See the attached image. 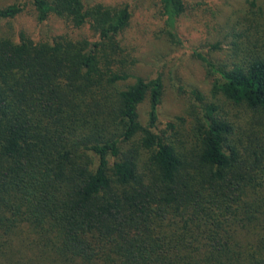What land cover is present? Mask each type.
Wrapping results in <instances>:
<instances>
[{
  "label": "trees",
  "instance_id": "obj_1",
  "mask_svg": "<svg viewBox=\"0 0 264 264\" xmlns=\"http://www.w3.org/2000/svg\"><path fill=\"white\" fill-rule=\"evenodd\" d=\"M152 2L184 46L185 0ZM148 3L30 0L37 22L89 38L0 35V264H264V11L245 0L227 59L207 53L218 41L190 47L209 99L191 88L187 119L162 121L161 76L134 75L124 42ZM219 99L250 113L246 130Z\"/></svg>",
  "mask_w": 264,
  "mask_h": 264
},
{
  "label": "rangeland",
  "instance_id": "obj_2",
  "mask_svg": "<svg viewBox=\"0 0 264 264\" xmlns=\"http://www.w3.org/2000/svg\"><path fill=\"white\" fill-rule=\"evenodd\" d=\"M21 1L22 10L12 17H0V35L11 36L22 32L33 40H49L54 36L68 34L71 37H88L86 28L72 29L62 19L49 15L41 22L36 21L35 11L30 0H0V7ZM98 0H85L91 3ZM114 4L121 1L103 0ZM147 6L137 5V13L132 17L124 42L128 44L135 59L132 67L134 75L151 77L160 74L163 93L159 104L160 120L180 116L187 119V107L191 97L189 89L195 88L209 99V80L203 66L190 54V47L203 46V41H218L220 49L207 51L215 61L227 59L231 48L226 44L230 33L243 29L244 22L240 16L245 8V0H185L186 9L177 19L176 25L183 35V45L175 46L160 34L162 25L157 5L152 0ZM264 11V0H256ZM157 12L156 20L153 15ZM155 25L151 29L146 26ZM228 36V37H227ZM132 80V79H130ZM223 111L230 119L236 131H244L249 126L250 113L241 106L232 105L222 99L218 100ZM145 103L139 106V118L145 121ZM179 122L178 120L173 119ZM146 155L141 156V162Z\"/></svg>",
  "mask_w": 264,
  "mask_h": 264
}]
</instances>
